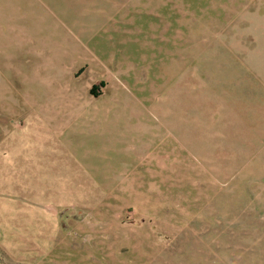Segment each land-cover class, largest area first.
Listing matches in <instances>:
<instances>
[{
    "label": "rangeland",
    "instance_id": "374dc122",
    "mask_svg": "<svg viewBox=\"0 0 264 264\" xmlns=\"http://www.w3.org/2000/svg\"><path fill=\"white\" fill-rule=\"evenodd\" d=\"M27 246L264 264V0H0V264Z\"/></svg>",
    "mask_w": 264,
    "mask_h": 264
},
{
    "label": "crops",
    "instance_id": "0c3cea01",
    "mask_svg": "<svg viewBox=\"0 0 264 264\" xmlns=\"http://www.w3.org/2000/svg\"><path fill=\"white\" fill-rule=\"evenodd\" d=\"M23 250H24V256H23V258H20L19 259L20 261H15L16 259H12V261H10V263H13V264L16 263L17 264V263L21 262L22 264H34L36 262L32 258V253L30 252L32 250V248L30 246H27ZM43 254H45V253L43 252L41 255H43Z\"/></svg>",
    "mask_w": 264,
    "mask_h": 264
}]
</instances>
